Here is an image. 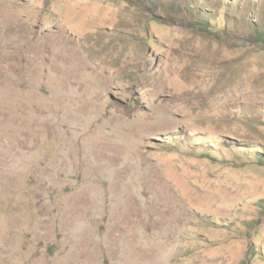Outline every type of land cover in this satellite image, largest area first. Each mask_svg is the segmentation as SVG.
Masks as SVG:
<instances>
[{
	"label": "rangeland",
	"instance_id": "obj_1",
	"mask_svg": "<svg viewBox=\"0 0 264 264\" xmlns=\"http://www.w3.org/2000/svg\"><path fill=\"white\" fill-rule=\"evenodd\" d=\"M246 2L0 0V264H264Z\"/></svg>",
	"mask_w": 264,
	"mask_h": 264
},
{
	"label": "trees",
	"instance_id": "obj_2",
	"mask_svg": "<svg viewBox=\"0 0 264 264\" xmlns=\"http://www.w3.org/2000/svg\"><path fill=\"white\" fill-rule=\"evenodd\" d=\"M252 4L251 5H249V3L248 2H246V6L250 9V10H253L252 8L254 7V5L256 4V0H252V2H251ZM244 16H247L246 18H247V23L249 24V26L253 29V31H255V34H251V36L253 37V39H255L256 41H259V42H261V43H263V45H264V29H259L258 28V26H257V24L255 23V20L253 19H250V18H252L251 16L249 17V19H248V15H244L243 13L241 14V18H239L240 19V26H243V27H246V25L248 26V24H246V22H245V17ZM261 20H264V18L263 19H261ZM195 23H197V24H201L202 23V25H204L205 26V24H204V22H202V21H196L195 20ZM206 23V22H205ZM251 24V25H250ZM252 24H254V25H252ZM235 25V24H234ZM206 27V26H205ZM235 27V26H234ZM264 28V27H263ZM219 30H222V32H224V33H230L226 28L224 29V28H221V29H219Z\"/></svg>",
	"mask_w": 264,
	"mask_h": 264
}]
</instances>
